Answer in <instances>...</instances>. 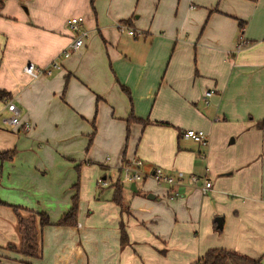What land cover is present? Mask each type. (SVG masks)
<instances>
[{
  "label": "crops",
  "instance_id": "obj_1",
  "mask_svg": "<svg viewBox=\"0 0 264 264\" xmlns=\"http://www.w3.org/2000/svg\"><path fill=\"white\" fill-rule=\"evenodd\" d=\"M77 16L89 37L62 58L72 39L67 21ZM57 59L51 75L23 72ZM0 91L21 119L17 132L0 130V152L30 155L37 142L47 161H70L81 173L73 225L58 224L75 194L73 172L47 195L48 206L22 192L0 197L49 218L42 228L36 219L38 257L24 256L17 218L0 205V264H194L214 248L264 264V127H256L264 119V0H4ZM130 112L148 124L127 123ZM186 129L206 133L208 144L183 136ZM133 159L144 174L197 169L212 188L202 195L201 182L188 180L171 198V187L151 178L121 184L123 213L113 188L95 184L94 167L109 183Z\"/></svg>",
  "mask_w": 264,
  "mask_h": 264
},
{
  "label": "built area",
  "instance_id": "obj_2",
  "mask_svg": "<svg viewBox=\"0 0 264 264\" xmlns=\"http://www.w3.org/2000/svg\"><path fill=\"white\" fill-rule=\"evenodd\" d=\"M84 18L81 16L71 17L67 21V27L69 31L72 33V39L70 43L67 45L66 49L61 53L62 58H66L70 55L71 52L79 50L85 40L89 37V31L84 27ZM117 29L120 32H126L132 37L140 36V33L131 29L126 25H118ZM244 45L242 40H239L236 48L239 49ZM60 68V62L57 60L51 61V63L43 68L38 67L32 62L27 63L23 67V72L31 77L32 79H36L41 75H51L55 69ZM212 91L208 90L205 92V100L204 103L207 105V98L212 95ZM4 108L8 113L7 117L2 119V123L11 129L18 130V127L21 125L20 112L16 105L12 102V100L5 99L4 100ZM29 125L27 123L23 124V130L28 131ZM183 136L192 139L198 145L205 147L208 144L207 134L201 130L194 129H186ZM200 156L204 158V152L200 153ZM140 159H133L131 162L124 163L119 169V182L125 185H131L138 182L143 181L146 178H151L154 182L161 185H166L171 187L170 197H178L180 195L179 191L175 189V186H178L183 183V176L178 175L174 176L166 172L164 169L160 167H155L149 174H144L140 171L141 167ZM190 185H197L201 182L199 186L200 193L202 195H206L208 191L212 188V184L208 179H200L198 176H191L189 179ZM107 181L104 179H98V184L100 187H104L107 185Z\"/></svg>",
  "mask_w": 264,
  "mask_h": 264
},
{
  "label": "rangeland",
  "instance_id": "obj_3",
  "mask_svg": "<svg viewBox=\"0 0 264 264\" xmlns=\"http://www.w3.org/2000/svg\"><path fill=\"white\" fill-rule=\"evenodd\" d=\"M130 97L131 96H129L128 98L129 102ZM7 116L8 113H5L0 117V130L17 132L16 129L6 127L2 123V119ZM29 146L32 149V153L30 155L20 156L19 151L18 154L14 151L11 158L0 160V197L15 196L17 193L22 192V194H25V197L39 201L41 206H48L49 204L47 201L50 196L47 195L54 191V188L57 195L59 183L64 181L71 172H73V183H76L79 187L81 183V173L79 170L80 165H75L74 163L72 164L70 161L63 163L65 167H63L59 162L51 163L47 161V159L41 153V147L43 146H39L37 142L29 143ZM13 160L15 161L13 162ZM202 164L204 166V163H198L200 167L202 166ZM94 168L96 170L94 178V182L96 184V182H98V179L101 178L100 176H102V174L100 175L98 173V168ZM160 168L163 169V167ZM195 170L196 171L190 172L194 174H182L183 183L185 185H187V181L191 176L198 175L199 171L197 169ZM117 182L118 180H113L111 182L109 181V183H107V188L110 189L109 186H113L114 189V186L117 184ZM23 214L27 215V213Z\"/></svg>",
  "mask_w": 264,
  "mask_h": 264
},
{
  "label": "trees",
  "instance_id": "obj_4",
  "mask_svg": "<svg viewBox=\"0 0 264 264\" xmlns=\"http://www.w3.org/2000/svg\"><path fill=\"white\" fill-rule=\"evenodd\" d=\"M3 1L4 0H0V8L3 5ZM238 27L242 32L244 28V22L238 21ZM121 89L126 94H128V90L125 87H121ZM7 96H8L7 93L0 91V99H6ZM131 122H136L143 126L145 124H148V120L145 121V120L137 119L130 112L127 119V123H131ZM160 124H164V123H160ZM256 127L263 128L264 119L258 121L256 123ZM12 154H13L12 151L0 152V160L11 158ZM73 188L75 190V194L71 198V206L69 210L59 218L58 220L59 225L65 226V225L75 224V219L78 210V197L76 193V189L78 188L77 184H75ZM98 188L101 189L100 186ZM111 200L121 208V211L123 213H127V208L124 207L122 203V185L119 182V180L117 184L114 186ZM0 205H6L10 207L17 218L18 231L21 239L19 249L17 252L24 256L37 258L39 247L37 242L38 231L36 228V219H38L39 227L42 228L45 225L49 224L48 216L44 212H34L31 210H26L16 205L4 203L1 200H0ZM23 213H27V215H24ZM120 223H121L119 225L120 240L122 243H125L127 241L126 231L123 226V223L122 222ZM7 249L13 251L17 250L16 247L12 244H8ZM261 259H262L261 256L257 258H252L235 251L214 248L207 250L194 264H261L262 263Z\"/></svg>",
  "mask_w": 264,
  "mask_h": 264
},
{
  "label": "water",
  "instance_id": "obj_5",
  "mask_svg": "<svg viewBox=\"0 0 264 264\" xmlns=\"http://www.w3.org/2000/svg\"><path fill=\"white\" fill-rule=\"evenodd\" d=\"M130 186L133 187L134 184H131ZM214 220L216 222V227L217 228H221V218L220 217H216Z\"/></svg>",
  "mask_w": 264,
  "mask_h": 264
}]
</instances>
